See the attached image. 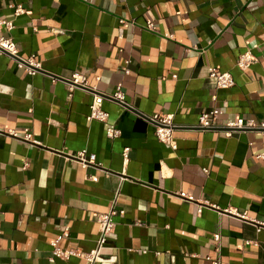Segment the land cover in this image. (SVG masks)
<instances>
[{
	"label": "crops",
	"instance_id": "obj_1",
	"mask_svg": "<svg viewBox=\"0 0 264 264\" xmlns=\"http://www.w3.org/2000/svg\"><path fill=\"white\" fill-rule=\"evenodd\" d=\"M0 17L41 64L30 75L0 53V264H90L51 262L52 244L95 249L116 197L111 264H264V129L195 127L212 108L219 125L264 122V0H0ZM247 52L257 62L242 71ZM212 69L235 85L219 89ZM74 74L104 95L123 85L126 106L103 103L118 139L88 121L94 96L70 89ZM155 114L174 115L177 149Z\"/></svg>",
	"mask_w": 264,
	"mask_h": 264
},
{
	"label": "built area",
	"instance_id": "obj_2",
	"mask_svg": "<svg viewBox=\"0 0 264 264\" xmlns=\"http://www.w3.org/2000/svg\"><path fill=\"white\" fill-rule=\"evenodd\" d=\"M25 10L22 7H17L15 9L16 15L24 13ZM147 29L155 31L156 27L154 23L150 22L147 25ZM14 28V23L11 20H6L0 17V53H6L7 55L13 57L21 69H25L30 75H35L41 71V64L36 61L35 56H31L27 59L23 58L19 54L17 45L13 39L9 36H5V30L7 32L12 31ZM173 37L171 35H167ZM257 62V58L250 52L240 55L237 66L242 71H247L250 67ZM125 74H128V69L124 68ZM210 77L216 81V85L219 89H229L235 85V80L231 73L222 72L218 69H212ZM56 81V79H55ZM71 90L76 87H81L87 91L93 93V101L90 106V114L87 117L89 122L98 121L107 124L106 135L110 140L118 139L121 136V131L116 128L113 124L109 123L110 114L103 109V103L106 99L115 101L123 106H126V95L123 91V85L119 84L116 91L113 94L104 95L98 92L96 87H90L87 78L83 75L74 74L72 78L68 81ZM223 114L222 111L216 108H212L200 115L199 123L196 128L202 130L210 129H224L228 136L234 131L243 129H264V122L257 123L254 119L245 120L243 118L237 121H227L222 125H219V117ZM147 119L155 126V135L158 140L171 147L172 149H177V142L174 136V132L179 128L178 125L174 123V115L172 114H155L153 116L147 117ZM15 133H13L14 135ZM26 141H31L32 136L26 135L24 137ZM35 142V141H33ZM129 149L125 150L124 157L127 159ZM259 159H264V154L258 156ZM76 160L83 166L92 165L95 162V155H91L89 158L86 155V151H81L77 153ZM26 164L25 167H28ZM117 198L114 200L111 209L107 213L100 214L98 216V223L100 225V238L98 240L95 249L89 253H81L75 250H63L58 246L59 241H55L53 246V256L50 261L53 262L55 258L69 259L71 256L82 257L87 260L90 264H111L113 263V258H106L102 254V250L110 243L115 236L116 223L114 217L117 215L125 214L123 209L118 208ZM221 239L220 234L214 235V240L219 243ZM251 244V242H247ZM221 264V263H217Z\"/></svg>",
	"mask_w": 264,
	"mask_h": 264
}]
</instances>
